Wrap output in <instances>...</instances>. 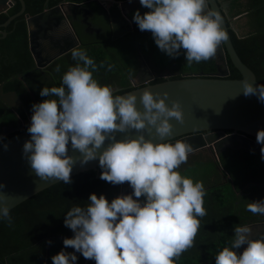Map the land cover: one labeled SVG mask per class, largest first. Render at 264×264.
<instances>
[{
    "label": "clouds",
    "instance_id": "clouds-1",
    "mask_svg": "<svg viewBox=\"0 0 264 264\" xmlns=\"http://www.w3.org/2000/svg\"><path fill=\"white\" fill-rule=\"evenodd\" d=\"M140 4L150 11L141 15L137 10L134 22L140 31L151 32L157 47L171 58L184 50L189 65L208 61L228 39L221 26V14L212 9L205 11L207 0H140ZM71 55L77 64L63 75L62 86L43 88L40 95L48 99L32 105L27 129L31 139L25 142L23 152L40 178L70 184L75 163L68 155L71 141V147L82 154L81 164L98 156L100 178L113 185L127 182L133 193L118 196L110 203L103 194L98 197L93 193L86 206L72 207L64 224L74 236L65 238L63 245L95 264H175L193 247L200 228L198 217L207 214L203 182H194L177 171L187 163L192 146L163 139L171 135L170 118L183 122L181 104L173 100L169 107L168 93L154 94L145 89L139 98L141 111L135 94L114 96L113 88L93 78L97 65L85 50L74 48ZM112 67L108 65V70ZM243 94L256 95L264 102V84L254 87L244 80ZM152 128L161 142L142 134ZM128 129L141 134L115 139L117 131ZM106 139L113 143L98 154ZM256 140L264 145V130L257 132ZM261 154L264 159V146ZM6 199L0 192V218L11 225L10 207L3 203ZM247 211L264 214V199L249 203ZM234 233L231 246L215 256V264H264V238H251L248 226L236 227ZM243 245L247 246L238 253L236 250ZM51 259L53 264H75L77 256L61 250Z\"/></svg>",
    "mask_w": 264,
    "mask_h": 264
},
{
    "label": "trees",
    "instance_id": "trees-1",
    "mask_svg": "<svg viewBox=\"0 0 264 264\" xmlns=\"http://www.w3.org/2000/svg\"><path fill=\"white\" fill-rule=\"evenodd\" d=\"M62 1L81 3L89 0H24L25 13L35 14L47 6H54ZM240 5V0H232L231 13L235 9V15L251 14L249 9L242 10ZM20 7L19 0H15L7 12L0 13V35L3 31L7 33L0 38V83H3L4 91H15L22 102L15 111L0 104L2 115L0 127L5 125L7 129L15 128L0 137V140L27 129L31 123L22 128L18 127L22 125V120L26 121L29 115H33L32 105L48 99L42 97L40 91L43 88L62 86L63 75L70 67L77 64L70 50L53 60L46 68H36L29 51L24 14L16 16L7 26H2V23L10 15L18 12ZM139 7L141 15L150 11L141 4ZM135 12L133 10L124 16L116 4H113L110 6V17L117 22L115 38L108 39L106 42L83 40L75 47L85 50L87 55L95 61L97 70L93 72V78L100 85H108L115 89L114 96L135 88L132 81L138 74L139 59L142 54L140 42L137 44V39L140 38L139 35H152L149 31H140L133 20ZM225 19L229 25L227 18ZM132 27L135 30L132 31ZM252 28V32L238 35L229 27V34L240 59L252 69L256 79L264 84V29ZM126 36L130 43L125 41ZM144 45L149 47L151 53H155L156 49L162 52L156 48L157 45L154 42H144ZM226 58L229 70L226 77L240 78L241 74L232 64L228 54ZM101 62L104 63L103 67H100ZM172 64L174 66L171 69L175 73L168 78H181L200 72L212 77L217 69L215 57L198 63L193 61L189 65L184 50H181V54L174 58ZM108 65L113 66L111 70H108ZM57 66L59 71H56ZM165 79L164 75L156 74L150 83ZM227 147L224 152L221 151L222 153L217 155L211 148L199 151L209 153L217 169L231 175L232 185L227 183L228 188H225V185H218L205 189L203 206L207 214L202 218L198 217L200 228L193 247L185 251L175 264H211L212 257L214 258L224 247L231 246L234 240V229L242 225L246 219L243 215V199L236 202L240 190L243 189V194L248 195V199L264 194V159L261 158V150L253 149L251 146L237 148L228 145ZM219 148L217 146L218 151L221 150ZM101 173L102 169L99 166L98 169H89L72 175L70 184L59 181L39 191L10 209L11 225L6 219L0 218V264H4V255L9 253H13L10 258L24 264H43L46 258L45 249L48 246L47 264H53L51 258L61 250L75 253L77 261L84 260L81 253L75 252V249L71 247L65 248L63 245L65 238L74 236L73 231L65 226L64 219L72 207L86 206L89 203L90 194L95 193L98 197L103 194L109 203L120 196L122 184L113 185L102 180ZM39 241H41V249L37 252L36 244ZM236 251L239 253V249Z\"/></svg>",
    "mask_w": 264,
    "mask_h": 264
},
{
    "label": "water",
    "instance_id": "water-1",
    "mask_svg": "<svg viewBox=\"0 0 264 264\" xmlns=\"http://www.w3.org/2000/svg\"><path fill=\"white\" fill-rule=\"evenodd\" d=\"M19 2L21 5L19 11L10 15L2 23V26H7L16 16L24 14L28 30L29 51L37 66L47 65L56 57L80 44L64 10L84 9V2L62 1L54 6H47L36 14L25 13L26 6L24 0H19ZM14 3L15 0H0V13L7 12ZM209 9L221 14L223 18L221 26L228 36V39L218 46L216 55L214 56L217 59V73H214V76H206L203 72H200L196 75H188L181 78H168L170 74H167L164 75L166 77L165 80L150 83L155 75L151 69L147 68V75L143 83L138 84L134 82L132 84L135 88L118 95L135 94L137 96V107L141 111H143V105L140 103L139 98L145 89L152 91L154 94L160 93L163 95L165 92L168 93L166 103L169 107L172 106L173 100H178L183 110L184 120L181 123L175 118H170V123L173 125L172 132L170 136L163 138L165 142L174 144L177 140L184 141L195 150L206 145H216L217 143L213 139H209L207 134L203 136L193 135V133L213 129H225L233 131L235 137L230 140L227 136L221 139V142H230L229 145L232 147L251 146L253 149L261 150L263 145L257 143L256 136L259 130H264V102H260L256 95L246 97L243 94V81L248 80L254 87L261 83L256 79L252 69L238 56L231 41L229 25L226 22L219 1L207 0L205 11ZM59 19L64 20L72 31V38L70 37V39L65 40L64 45H61L57 41L60 44L59 52L55 56L49 57L45 63H41L40 57L42 56L43 49L40 48V33L47 32V29H52L54 25L57 26ZM33 25L34 28L32 27ZM6 34V31H3L0 38L6 36ZM226 54H228L232 64L239 70L241 74L240 78L226 77L229 74ZM0 99L10 106H12L13 100L17 104L20 103L16 92L8 91L2 93L1 84ZM19 128L22 127L20 126ZM14 129H7L5 133L8 134ZM27 129L0 140V186L3 185L0 188V192L6 196L7 199L3 203H7L10 209L39 191L59 182L55 179L43 180L31 168L27 156L23 152L25 142L31 139V134ZM140 134L135 129H128L126 132L117 131L114 135L117 141H121L127 138H136ZM142 134L145 135L146 139H151L153 142H161V138L155 134L154 128L151 131L145 130ZM185 139L190 140L185 141ZM111 143H113V140L106 139L104 145L98 150V154L102 153ZM67 147L68 155L72 156L75 160L71 176L89 169H98L100 166L98 156L95 160L81 164L82 154L79 150L71 147V141H69ZM125 183L129 185L127 182ZM125 183L121 186L120 196L124 193L123 186L127 187ZM129 189L131 190L132 188L130 187Z\"/></svg>",
    "mask_w": 264,
    "mask_h": 264
},
{
    "label": "flooded vegetation",
    "instance_id": "flooded-vegetation-1",
    "mask_svg": "<svg viewBox=\"0 0 264 264\" xmlns=\"http://www.w3.org/2000/svg\"><path fill=\"white\" fill-rule=\"evenodd\" d=\"M224 1L225 0L219 1V4L223 10L225 18H227V20H229L228 14L224 10V7H223ZM113 4H116V6L120 9V12L124 16H125V14H128L129 12H131L133 10H135V11L140 10V7H139L140 0H89V1L84 2V4H83L85 6L84 9H80V10L69 9V11L64 10L67 18L69 19L71 26L73 27V30H74L77 38L79 39L80 44L83 42V40H87L88 38H93L92 40L101 41V42H106L108 39L115 38V33H116L115 32V26H116L117 22H115L110 17V6H112ZM100 9H101L102 13H101ZM234 16H237V15H234ZM102 21H104V23H101ZM105 21H106V23H105ZM57 22H58L57 23L58 29L53 28L52 29L53 33L50 32V29H47V32H41L40 33V40H41L40 41L41 42L40 48L43 49L42 50V56L40 57L41 63H45L49 57L55 56L60 50V44H58L56 37H54V36H55V34L56 35L58 34L59 28L61 29L66 23L62 19H59V21H57ZM133 30H135V28L132 27V31ZM97 36H102L104 38H96ZM66 53H64V54H66ZM64 54H62V55H64ZM62 55H60V56H62ZM60 56H58V57H60ZM58 57H56V58H58ZM32 58H33V56H32ZM55 59H53V60H55ZM33 62H34L35 67L39 68V69H44V68H46L47 65H49L51 63L50 62L45 66L39 67L35 64L34 58H33ZM144 65H146V66H144ZM147 68L151 69L149 64L147 63V61L145 62L143 60H139V66H138L139 78H138V80L134 81L135 83H138V84L143 83V81L147 75V73H146ZM166 73L171 75V74H174L175 72L170 70V71H167ZM215 73H217V72H215ZM154 75L156 76V73H154ZM0 84L2 85V93H6V91L3 90V83H0ZM12 92H15V91H12ZM0 104L6 105L8 107V109H10L12 111H15V109H17V107H18L17 103L14 100L12 102V106L6 104L1 99H0ZM1 119H2V115L0 114V120ZM29 122L30 121L22 122L21 123L22 125H20V126L22 127L26 124H29ZM6 131H7V127L5 125H2L0 127V137L5 136ZM206 134L208 135L207 137L209 139H213L217 143L213 148V150L215 151L214 152L215 155H217V151H218L217 146L220 147L219 149H221L222 146H225L226 142L225 143L221 142L220 141L221 139L228 136L230 138V140H232L233 137H235V135H234L235 133L233 131H227L225 129H213V130H209V131H202V132L193 133V135H203V136ZM186 136H189V135H186ZM237 139H235V140H237ZM186 140L188 141L190 139H185V141ZM241 140L243 141V139H241ZM205 141H207V140H205ZM211 147H212L211 145H206V146H203V147H200V148L193 150L191 153H194L195 151L203 150L205 148H211ZM191 153L189 154V156L192 155ZM219 171H220V175L222 177H220L219 179H216V180H212L211 183L209 185H207V187H205L204 189L211 188L212 186L216 187L218 185L219 186L227 185V183L232 185L231 175L222 171L221 169ZM125 185L128 188L123 186V188H124L123 195L132 194L133 189H131V190L129 189L130 185H127L126 183H125ZM240 191L241 192L238 195V200L236 201L237 203L239 200L243 199V189H241ZM133 198L135 199V197H133ZM241 226H243V224L240 225L239 227H241ZM259 238H264V233L262 236H259L257 239H259ZM40 243H41V241H39L38 244H36L37 252L41 249ZM242 251H243V246L239 249V253H242ZM32 252H35V250H32ZM45 254H46V258H47L48 254H49V246L45 249ZM12 255H13V253H9L8 255H4V258H3L4 264H24L23 262H20L19 260H15L14 258H10V257H12ZM46 258H45L43 264L48 263L46 261ZM212 259L215 260V257L214 258L212 257ZM206 263H207V261H206ZM211 264H213V263L211 262Z\"/></svg>",
    "mask_w": 264,
    "mask_h": 264
},
{
    "label": "rangeland",
    "instance_id": "rangeland-1",
    "mask_svg": "<svg viewBox=\"0 0 264 264\" xmlns=\"http://www.w3.org/2000/svg\"><path fill=\"white\" fill-rule=\"evenodd\" d=\"M250 1L251 2L249 3L248 9L251 12V14L250 15L247 14L248 16L244 13L241 14L240 16L238 15L234 16L236 14L235 9L232 10V13H228V10L225 9V11L228 14L230 26L236 29V32L241 35H243V33L246 34L247 32H252L253 31L252 27H257L258 30L264 29V0H250ZM101 23H104V21H102ZM139 37L140 38L137 39V44H139L140 42V46H141L140 48L142 49V51H140L142 54L140 55L139 60H143L145 62L147 61L151 70L156 74H160L162 72H167L172 70L171 68L174 66L172 64L174 58L169 57L164 52H158L157 49L155 50V53H151L149 47H146V45H144V42L145 43L154 42L155 44L153 36L139 35ZM96 38H104V37L97 36ZM92 39L93 38H88L87 40H92ZM125 41H128L130 43L128 36L125 37ZM29 118L31 119L32 115H30ZM30 119H27L26 121L23 122L31 121ZM229 144L230 142L225 143L226 147L222 146L221 150H219L218 153H220L221 151L224 152V150L228 148L227 146ZM211 146H212L211 149L213 150L215 145L212 144ZM214 152L215 151L213 150V153ZM191 154L192 155L188 157L187 163L182 164L177 169V171L182 176L191 178L194 182H203L204 188L207 187V185H209L212 180H216L222 177L220 175V171L217 169V165L214 162L213 157L209 153H206L204 151L201 152L195 151L194 153ZM224 187L228 188L227 185H225ZM211 262L215 264L214 259H211ZM76 264H95V261L84 258V260H78Z\"/></svg>",
    "mask_w": 264,
    "mask_h": 264
},
{
    "label": "crops",
    "instance_id": "crops-1",
    "mask_svg": "<svg viewBox=\"0 0 264 264\" xmlns=\"http://www.w3.org/2000/svg\"><path fill=\"white\" fill-rule=\"evenodd\" d=\"M218 1H221V0H218ZM251 1L250 0H240V3H241V9L242 10H248L249 8V3ZM223 6L224 7V10L227 9L228 10V13H231V5H232V0H225L223 2ZM13 6V5H12ZM11 6V7H12ZM10 7V8H11ZM9 8V9H10ZM36 14V13H35ZM243 14V13H242ZM245 14V13H244ZM241 14H238V16H240ZM247 15V14H246ZM248 16V15H247ZM26 21V20H25ZM228 23H229V27L232 28L230 26V22L228 20ZM248 23H249V20H248ZM27 26V25H26ZM55 26V25H54ZM52 26L53 28L55 29H58V26ZM34 28V25L32 26ZM52 28V29H53ZM50 29V32L53 33L52 29ZM234 32H236V29L232 28ZM237 33V32H236ZM249 32H247L246 34H248ZM27 34H28V30H27ZM238 34V33H237ZM238 35H241V34H238ZM243 35H245V33H243ZM56 37V40L59 41L61 43V45H64V41L67 40V39H70V37L72 38V31L69 29V27L67 26V24H65L61 29L59 28L58 30V34L55 36ZM40 39V38H39ZM41 41V40H40ZM32 56V55H31ZM152 71V70H151ZM153 72V71H152ZM154 73V72H153ZM162 75H167L168 73L166 72H162L160 73ZM139 78V72L138 74L136 75L135 79L132 81V83H134V81L138 80ZM146 78V77H145ZM8 92V91H6ZM19 97V96H18ZM20 99V98H19ZM22 105V102L20 100V103L17 104L18 107H20ZM17 107V108H18ZM30 115L28 116V119ZM31 120V119H30ZM23 122V120L21 121V123ZM264 190V188H263ZM255 198L254 199H248L249 196H245L243 194V215L246 216V219L244 220L243 222V226H248L251 228V238L253 239H257L259 236H262L263 233H264V214H253L249 211H247V205L249 203H251L252 201H257V200H261V199H264V194L262 195H259V196H254ZM247 198V199H245ZM256 236V237H255ZM255 237V238H254ZM247 245H243V250L244 248L246 247Z\"/></svg>",
    "mask_w": 264,
    "mask_h": 264
}]
</instances>
